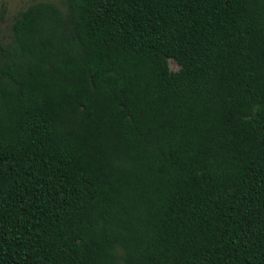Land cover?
Masks as SVG:
<instances>
[{
	"label": "trees",
	"instance_id": "1",
	"mask_svg": "<svg viewBox=\"0 0 264 264\" xmlns=\"http://www.w3.org/2000/svg\"><path fill=\"white\" fill-rule=\"evenodd\" d=\"M10 31L0 264H264V0L37 1Z\"/></svg>",
	"mask_w": 264,
	"mask_h": 264
},
{
	"label": "rangeland",
	"instance_id": "2",
	"mask_svg": "<svg viewBox=\"0 0 264 264\" xmlns=\"http://www.w3.org/2000/svg\"><path fill=\"white\" fill-rule=\"evenodd\" d=\"M37 1H51L58 3V0H0V45H4L10 41V26L14 17L29 4ZM169 68L175 72L179 66L169 60Z\"/></svg>",
	"mask_w": 264,
	"mask_h": 264
}]
</instances>
